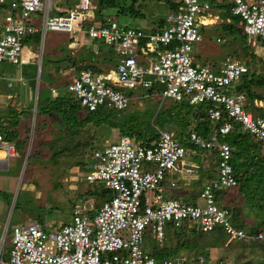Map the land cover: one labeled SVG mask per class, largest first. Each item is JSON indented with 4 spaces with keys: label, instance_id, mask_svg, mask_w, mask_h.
Returning a JSON list of instances; mask_svg holds the SVG:
<instances>
[{
    "label": "built area",
    "instance_id": "built-area-1",
    "mask_svg": "<svg viewBox=\"0 0 264 264\" xmlns=\"http://www.w3.org/2000/svg\"><path fill=\"white\" fill-rule=\"evenodd\" d=\"M76 1L74 7L54 13L52 0H0V63L36 62L38 54L32 50H37L39 85L47 33H66L72 44L79 37L94 41V54L103 44L102 50L110 51L114 60L98 64L99 71H79L66 83V91L87 111L124 110L133 98L121 89H138L149 96L147 90L154 87L163 99L205 105L213 126L207 135L188 131V139L216 154L214 176L199 190L203 205L172 196L165 184L168 175L170 187L175 188L188 184L189 177L199 172L198 165L187 160L190 148L166 129L159 130L152 146L119 135L92 152L86 174L78 178L92 187L103 186L109 196L97 205L88 199L77 202L69 222L54 231L46 230V221L29 220L13 225L8 236L15 204L11 202L0 236V264H208L198 254L157 259L145 249L147 236L160 245L168 226L180 229L183 224L202 232L219 228L230 241H264L262 231H245L217 199L218 193L238 184L226 136L237 129L264 144V98L254 99L252 109L245 93L230 91L250 71L242 59L226 56L217 69L194 63V47L203 41L200 28L214 23V0H172L175 9L156 30L129 27L111 16L100 19L96 0ZM216 1L230 4V13L240 18L246 37L264 44V0ZM35 34L37 41L31 39ZM59 93L51 87L53 97ZM15 156L16 145L0 133V169L7 170ZM47 240L54 242L53 250H47Z\"/></svg>",
    "mask_w": 264,
    "mask_h": 264
},
{
    "label": "trees",
    "instance_id": "trees-1",
    "mask_svg": "<svg viewBox=\"0 0 264 264\" xmlns=\"http://www.w3.org/2000/svg\"><path fill=\"white\" fill-rule=\"evenodd\" d=\"M97 8L96 14L100 19H104L106 17L105 12L107 9H114L116 14H120L122 16H129L130 18L135 19H145L146 11H144V3L147 0H131L128 4L126 0H96ZM157 3L161 2L164 5H167L168 10L175 9L176 5L172 0H156ZM77 1L73 0V2H67L69 7H74ZM148 3V2H147ZM214 9H218L219 15L224 20L220 25V30L231 36H240L243 40H245L246 35L242 30V25L240 18L238 16L232 15L230 13V4H227L223 1H213ZM147 6V4H146ZM1 9V6H0ZM147 15V13H146ZM148 16V15H147ZM145 21V20H144ZM158 26L152 28V30H156L162 27L165 24V19L160 18L158 20ZM129 26V25H128ZM132 27V26H129ZM219 27V25L217 26ZM69 35H64V39H68ZM32 40L37 41L39 39V35L35 34L31 37ZM70 40V37H69ZM69 41H65L62 45L63 49L67 52H70L69 48H67V44ZM103 47V44H101ZM101 45L100 53L94 54L91 49H86L85 52H79V55L75 57L74 55H70V53L65 56V58H54L47 59V63L55 64L56 71L61 69V65L64 64L65 68L74 67L75 70L82 71L86 69H90L93 71H99L97 67L98 64L106 61H113L114 56L110 51L104 52L102 50ZM247 58H245V63L250 67L254 65L253 70L243 74L241 80L235 84L232 88V92H242L245 93L249 107L253 109L252 101L254 99H263L264 94L258 91V87L264 86V78H259V74L256 72L255 66H257L261 61L260 58L254 52H246ZM43 58V57H42ZM243 60V59H242ZM24 68L21 71L22 77H31L32 83H34V74L36 75L37 71V63L29 62L25 65H22ZM44 63H41V74L45 72L47 78L52 79L51 87H58L60 89V93L53 97L51 95V87L49 91V95L46 96L43 100L37 96V104H36V113L38 116L44 115H52L53 113L59 114L64 122L63 129L59 132L58 135H53V137L46 140L43 144L50 151V158L54 161V163H58L61 159V156L74 155L78 156L79 159L73 161H68L65 163L64 167H71L73 165H79L82 167H88L87 162L85 160L91 157L92 152L95 150L94 139L92 133L96 131L97 128H101L103 125L108 126L110 129H117L121 134L133 136L136 141L141 142L143 145L152 146V142L157 140L159 137V130L168 129V127L178 125L179 130L175 133V137L187 148H190L193 151V155L196 157L200 155V160L197 161V165L200 170L199 180L202 177H212L213 173L210 168L214 165V160L216 159V154L211 152L210 150H205L201 148L195 147L193 144L189 142L188 139V126L193 125V130H196L198 133L207 135L213 126V123L207 117L205 105L198 106H190L186 102H178L171 99V102H166L167 99L170 98H161L160 95H156L154 92L157 91V88H151L148 91L149 95L158 96L155 100L150 104V108L148 109L145 117H140L138 115V119L135 120L134 113L129 110V106L121 111H117L107 107H99L94 111H82L79 106L77 100H74L70 93L66 91L64 87V77L58 74V76L62 79H54L52 74H49L48 69L44 70ZM27 67V68H25ZM3 71V70H2ZM4 78H7L4 75V71L0 77V85L2 86ZM2 80V81H1ZM64 87L65 92H61ZM1 89V88H0ZM7 90L8 88H3ZM69 93V94H68ZM40 95V94H39ZM131 95V94H130ZM146 92L141 91L138 96H145ZM157 102L159 108L152 109L151 106ZM132 103V102H131ZM130 103V104H131ZM172 107H176L172 109ZM32 105L30 104L26 109H19L15 106H10L3 110L2 114H0V133L13 142L16 145V149L18 152H24L25 146L27 145L28 137H29V118L25 120H21L17 115L26 111L27 113H31ZM0 112V113H1ZM175 112V113H172ZM149 116H146L148 115ZM140 119V120H139ZM162 122V125L159 122ZM221 121H218L220 123ZM93 130H89L90 128ZM190 130H192L190 128ZM189 130V131H190ZM36 131V129H35ZM86 133H88L89 138L86 140ZM232 147V165L234 168V175L238 182L237 186L233 189V197L228 199H222V203L230 210L232 213V217L235 221L241 219L242 217V208L245 206L247 208H264V144L262 141L258 140L254 136L247 134L245 132L239 131L237 129L233 130L229 133L226 138ZM241 141V142H240ZM244 143V149H238L237 143ZM94 145V146H93ZM97 148V147H96ZM201 151V152H199ZM85 154V155H84ZM19 156V155H18ZM16 156V158L18 157ZM64 156V157H65ZM90 163V162H89ZM262 183V185H261ZM242 190L247 191L248 196L252 199V201L248 200V197L244 198L242 196ZM91 192L87 190L88 194H96L95 196H102L104 193H108L109 191L103 186L99 185ZM174 196L178 194L176 192H172ZM217 194V199H220L221 196ZM82 195L78 194L77 197H81ZM243 198L244 202L239 200L235 201V199ZM246 199V200H245ZM78 201V200H77ZM76 202H72V209ZM256 203V204H254ZM17 207V202L14 204V209ZM27 212H31L30 208H26ZM72 211V210H71ZM264 212V211H262ZM71 214V213H70ZM71 216V215H69ZM70 220V217H69ZM64 221L65 223L69 222ZM241 227L245 229L247 232L257 233L258 231H262L264 233L261 222L254 221L251 217L245 216L242 219ZM261 227V228H260ZM221 231L223 233L222 239L221 233H217ZM224 231L221 229H215L210 232H202L193 227H188L186 224H183L180 229L172 228L168 226L166 228V237L162 244H157L156 247L151 248L149 246V251L152 255H154L157 259L165 258V255H170V246H177L178 248L184 249V253L181 255H189L192 253H196L198 255L204 256L208 264H213V261L207 258L209 254H207V249L209 247L218 246L219 241L225 240ZM212 235L215 238V243L213 246H210V241L213 237L208 236ZM226 235V234H225ZM176 239V243L172 241ZM238 245L240 244L245 250L249 249V252H255L256 248L262 250L264 254V241L262 240H254V241H243L238 240ZM148 244V243H147ZM228 245V244H227ZM226 248L232 249L233 246H227ZM195 251V252H194ZM260 259H264L263 255L257 254ZM258 258V259H259ZM256 262L255 264L259 263ZM218 264V263H217ZM222 264V263H221Z\"/></svg>",
    "mask_w": 264,
    "mask_h": 264
},
{
    "label": "rangeland",
    "instance_id": "rangeland-1",
    "mask_svg": "<svg viewBox=\"0 0 264 264\" xmlns=\"http://www.w3.org/2000/svg\"><path fill=\"white\" fill-rule=\"evenodd\" d=\"M52 2L54 4V13H59L63 12L65 8L69 7L67 2L70 3L73 2V0H52ZM125 2L129 4L131 0H126ZM144 11H146L148 15L147 16L146 13H144L145 21L143 19H135L130 18L129 16L116 14L114 9H107L105 15L111 16L118 22L125 25L152 29L158 26L157 24L160 18L165 19L169 13L167 5H164L161 2L157 3L156 0H147L144 3ZM219 22H221L220 18L218 21L219 27H215L214 30L211 26L200 28L202 36L204 34L203 38L207 39H203L202 42L197 44L195 46L196 48L194 47L195 51H197V53L202 57L207 54L214 58L212 60H209V63L211 64L216 62V57L218 56L219 61L224 59L225 56H232L243 59L242 61H245V58H247L246 52H254L260 58V60H263V62L261 61L257 66H255V69L259 74V78H264V44L261 43V41H259L258 39L254 40L245 38V40H243L238 35L231 36L220 30L222 28L220 25L221 23ZM36 23L39 24V21L37 20ZM204 29H208L210 31H205ZM64 35L67 34L63 32L53 31L47 33L45 37L44 51L41 52V58L43 57L42 65L44 63V70L47 68L49 74H52L54 79H61L58 74L61 76H65L63 80V85L65 87L70 78L76 75L78 71L75 70L74 67L65 68L64 64L61 65V69L59 71H56L55 64H48L47 59L55 60L59 57L65 58V56H67L69 53L70 55H74L75 57H77V55H79V52H85L86 49H92L95 46V42L87 40L83 37H79V41L75 44H72L70 43L69 37L68 39H64ZM218 37L221 39V41L216 40ZM65 41H69L67 44V48L71 50L70 52L65 51L62 47V45L65 44ZM33 51L35 52V55L38 54L36 60L37 62L40 57L39 52L37 50H32V52ZM243 56H245V58ZM253 67L254 65L250 64L251 70H253ZM23 68V66L12 65L6 62L0 63V74H2L4 71V75L7 78H12L11 80L7 78L2 79L3 84L2 86L0 85V112H3V110H5L8 105L9 107L13 105L18 108V110L26 109L30 104L32 105L30 114L26 111H22L20 115L16 113V115L21 120L29 118V137L27 141L28 143L25 146V150L24 152H18V150L16 149L19 156L17 158L12 157L9 159L7 170L0 169V236L3 232V224L6 220L10 204L13 201L14 203L17 202V207L11 214L8 236L11 233L10 230L13 225L20 224L23 221L29 220H37L40 223H44L46 221L48 224L46 230L54 231L55 228L59 227L61 223L69 220V215H71L70 213L72 210V202L77 203L79 201L88 199L93 201L97 205L103 199L109 196L108 193H104L102 196H95L96 194L91 195L87 193V190H90L94 193V187L92 188L91 185L80 182L78 178L86 174L88 167L86 168L79 165H73L69 168L64 167L66 162H74L75 160L79 159L78 156H74L73 154L67 156L64 155L65 157L61 156V159L58 161V163H54V161L50 158V151L43 144L47 139L53 137V135L59 134V132L64 127V122L62 117L57 113H53L52 115L38 116L36 113V104L38 100L37 96H39L40 99L43 100L46 96L49 95L50 87L52 85V79L47 78L45 72L44 74L42 72V74L40 73V83L39 85H37L36 80H34V83H32L31 77H22L21 71ZM33 78L35 79V74ZM9 82H11L10 87L8 86ZM5 87L8 89H3ZM64 87L63 89H61V92H65ZM55 88L60 91L58 87ZM258 88V91L264 94V86ZM121 91L128 95L131 94L133 98L131 101L132 103L128 108L134 113V115H136L135 120L138 119V115H140L139 118H141V116L145 117V114L150 108V104L153 101L157 100L156 98L158 97L156 95H149L146 97L138 96L140 94L138 89H121ZM70 95L74 100H76V98L72 94ZM166 102H171V99H167ZM154 104L156 105L151 106L152 109H154L155 107L159 108V106H157L159 105L157 102H155ZM172 109H175L173 111H176V107H172ZM81 110L87 111L82 108ZM2 112L0 114H2ZM146 116H149V114ZM159 123L162 125L161 121ZM190 128L193 129V125L186 128L187 132L190 130ZM89 130L94 131V128L92 127V129L90 128ZM166 130L171 131L175 135V133L179 130V127L178 125H175L168 127V129ZM120 134L121 133L117 129H110L106 125H103L101 128H97L96 131L92 133V136L95 137V149L101 147L106 142L116 140ZM85 135L87 140L89 138V135L88 133H86ZM130 137L135 142L141 143L139 141H136L133 136ZM240 142L237 143V148L239 150L244 149V143ZM262 151H264V148L262 149ZM194 158L195 160H200V155H197L195 157L190 149L187 160L196 163L197 161H195ZM85 162H87V166H89L91 157L87 158ZM199 175L200 173L198 172L196 175L189 177L190 186L186 188L185 192H190V199H188L190 203L203 205V201L199 197V190L206 181L213 178L214 173L212 177L204 176L200 179V181L196 182L197 180H199ZM78 194L82 196L77 197ZM232 194L233 189L224 190L220 192L219 195L221 196V198L218 200L222 202V199H230L233 197ZM241 194L244 198L246 197L247 199L248 197V200L252 201V199L248 196L247 191L242 190ZM239 200L241 202H244L243 198L235 199V201L238 202ZM256 206H254L255 209L247 208L246 206L242 208V217L240 219V222H242L241 220L245 218V216H249L254 221L261 222L263 228H260L263 230L264 212L262 211H264V208L259 209L256 208ZM26 208H30L32 213L27 212ZM217 233H221V231H218ZM224 236L225 240L219 241L218 246L209 247L207 249V254H209L207 258L212 260L213 264H255L256 262H258V260H260V264H264V259H260L257 256V254H259L263 255L264 257L262 250L256 248L255 252H249V249L245 250V248H243L240 244L238 245V242H236V240L230 241L227 235L224 234ZM149 237L147 236L145 239V249L147 250H149V246L151 248L156 247L155 241ZM209 237L213 236L210 235L207 238ZM222 237L223 233H221L220 239H222ZM8 240L9 237H7L6 239V246H9ZM175 240L176 239H174L172 243H176ZM214 243L215 238L213 237L210 241V246H213ZM46 245L47 250L54 249L53 241L47 240ZM227 246H233V248H226ZM184 252V249L172 245L170 246V255H165V257L181 255ZM5 258L6 256L4 255L3 260H5Z\"/></svg>",
    "mask_w": 264,
    "mask_h": 264
},
{
    "label": "crops",
    "instance_id": "crops-1",
    "mask_svg": "<svg viewBox=\"0 0 264 264\" xmlns=\"http://www.w3.org/2000/svg\"><path fill=\"white\" fill-rule=\"evenodd\" d=\"M213 14H215L216 16H215V19H214V23L212 24V25H208V26H204V27H202V28H205V27H213V30H214V28L216 27L217 28V26L219 25L218 24V21H219V18L221 19V22H219V23H222L224 20L221 18V16L219 15V11H218V9H214V13ZM105 19V18H104ZM205 30V29H204ZM212 30V31H213ZM205 31H210V30H208V29H206ZM203 36H204V34H203ZM219 38V37H218ZM203 39H207V38H203ZM208 40H209V38H208ZM217 40V39H216ZM215 40V41H216ZM262 43V42H261ZM196 48V47H195ZM195 48H194V51H193V53H192V56H193V61H194V63L195 64H198V65H201V66H210V67H212L213 69H217L219 66H220V64L222 63V61H223V59L221 60V61H219V56L218 57H216V62L215 63H209V60H212V59H214V58H212L211 56H209V55H204L203 57L202 56H200L198 53H197V51H195ZM197 48H198V46H197ZM197 50V49H196ZM142 97V96H141ZM144 97H146V96H144ZM212 169V167L210 168V170ZM199 173H200V170H199ZM173 178L174 177H176L175 175H173L172 176ZM170 180H171V176L170 175H168V177H167V179H166V182H165V184H166V187H167V192L169 193V194H171L172 196H174L173 195V193L172 192H176L178 195L176 196V197H182V196H184L183 198H187L186 199V201H188L189 202V200L188 199H190V195H189V193L190 192H188V193H186L185 192V190H186V188L188 187V186H190L189 184V182H188V184H179V186L178 187H170V185H169V182H170ZM196 183V182H195ZM93 188V187H92ZM94 190H95V187H94ZM166 192V193H167ZM238 222H240V219L239 220H237ZM242 221V220H241ZM259 222V221H258ZM257 222V223H258ZM240 223H242V222H240Z\"/></svg>",
    "mask_w": 264,
    "mask_h": 264
},
{
    "label": "clouds",
    "instance_id": "clouds-1",
    "mask_svg": "<svg viewBox=\"0 0 264 264\" xmlns=\"http://www.w3.org/2000/svg\"><path fill=\"white\" fill-rule=\"evenodd\" d=\"M106 17H109V16H106ZM225 57H226V56H225ZM225 57H224V58H225ZM99 148H100V147H99ZM17 156H18V153H17ZM15 157H16V156H15ZM23 169H24V166H23ZM63 223H65V222H63Z\"/></svg>",
    "mask_w": 264,
    "mask_h": 264
}]
</instances>
